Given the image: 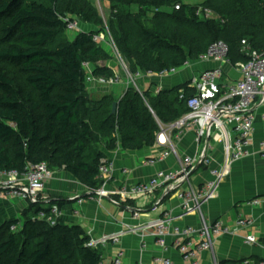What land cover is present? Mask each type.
I'll return each instance as SVG.
<instances>
[{
  "label": "trees",
  "instance_id": "1",
  "mask_svg": "<svg viewBox=\"0 0 264 264\" xmlns=\"http://www.w3.org/2000/svg\"><path fill=\"white\" fill-rule=\"evenodd\" d=\"M107 1L104 22L92 0H0V173L45 162L93 191L101 185L96 176L106 158L102 148L153 146L158 122L171 123L187 111L186 99L194 93L189 81L157 93L128 86L118 100L111 93L89 95L84 64L94 77L115 75L98 65L108 62V52L93 36L105 27L131 73L181 68L217 40L227 44L233 64L247 61L242 40L264 51V0ZM73 18L94 28L69 40L66 25ZM40 208L29 205L25 213L31 216L21 224L0 218V264H101L100 246H89L79 225L32 219Z\"/></svg>",
  "mask_w": 264,
  "mask_h": 264
},
{
  "label": "built area",
  "instance_id": "2",
  "mask_svg": "<svg viewBox=\"0 0 264 264\" xmlns=\"http://www.w3.org/2000/svg\"><path fill=\"white\" fill-rule=\"evenodd\" d=\"M99 2V0H96ZM175 9L179 5L174 6ZM206 17H211V11L204 9ZM81 23L75 18L68 20L67 32H77ZM96 43L109 42L115 48L107 27L99 34L93 36ZM243 50L247 55V61L232 63L229 59V50L225 42L221 40L210 44L207 51L201 54L196 61L214 62L217 66L198 71L189 80V86L194 93L187 97V111L175 121L168 124L158 122L159 132L157 141L168 145L159 154L147 158L146 165H154L173 157L174 166L167 169L154 171L147 179L132 183H122L117 189L107 191L104 186L111 174L112 163L102 159L98 166L96 179L101 182L100 187L92 192L98 196L108 197L119 206L129 201L152 197L157 191H175L181 201L182 214L196 213L199 216V225L175 224L172 222L170 212L150 222L143 228L150 231L154 242L162 248H166L167 236L172 238V245L176 248L184 264H198L199 255L202 252L213 254L214 240L223 234H237L243 228L253 225L251 219L240 217L235 221L234 227L221 225L218 222L209 224L205 221L202 207L216 194L222 180H224L232 165L244 158L258 155L264 158V137L257 141L256 149L251 147L254 143L256 117L264 122V51L250 48L245 40L241 41ZM191 60L182 67H187ZM233 68L238 77L230 79L225 75L223 65ZM123 77L114 75L110 78L95 77L91 74L88 64H84L87 73V82L96 81L104 86H114L122 82L126 87L133 86L138 90L136 80L140 73H131L123 62ZM181 67V68H182ZM180 68H171L159 73V76H167L176 73ZM149 74V73H148ZM160 89H157V93ZM180 93L182 91L180 90ZM180 98L183 95L180 94ZM263 111L257 115V109ZM193 129L194 141L201 146L198 156L181 155L173 145V135L179 137L186 130ZM210 140H213L211 143ZM220 144L222 148L221 162L212 167L210 151ZM203 166L210 179L201 186H195L190 181V174L194 167ZM123 172H126L124 169ZM53 176L45 162H30L23 170H9L0 173V198L5 200L19 199L29 205L41 206L32 219L42 220L48 224H55L61 218V208L57 203L51 202L44 193L45 185ZM261 198H255L251 202L259 204ZM137 216V213L134 214ZM20 224L11 225L10 230L16 231ZM118 235L102 236L99 239H90L89 246L97 247L116 240ZM246 243H254L255 236L251 233L244 237ZM123 253L114 256L110 264H121ZM151 264H173L168 257L156 256ZM212 264H219L213 257ZM242 264H264V261L251 262L245 259Z\"/></svg>",
  "mask_w": 264,
  "mask_h": 264
},
{
  "label": "crops",
  "instance_id": "3",
  "mask_svg": "<svg viewBox=\"0 0 264 264\" xmlns=\"http://www.w3.org/2000/svg\"><path fill=\"white\" fill-rule=\"evenodd\" d=\"M181 2L184 3L183 0ZM100 6L109 14V1L102 0ZM108 14L105 15L103 10L102 14L100 13L103 19L107 18ZM86 26L88 30L94 28L92 25L86 24ZM73 38L74 36L71 39ZM106 65L112 68L115 75L123 77L116 63L106 62ZM217 65L214 62L191 60L187 67H182L171 75L142 74L136 80V85L141 92L150 90L155 93L157 89H171L188 82L198 71ZM222 68L228 78L238 77V73L230 66L224 64ZM126 88L124 82L114 86H104L95 81L86 84V89L93 98L111 93L115 100H118ZM262 111V108L257 109V115ZM173 136L172 142L179 154L199 155L201 146L194 141L193 129L186 130L179 137ZM263 137L264 122L257 116L253 135L254 143L251 147L253 150L256 149L257 141ZM210 142L212 143L213 140ZM167 146L161 141H156L155 145L136 151L102 148L105 159L112 163L111 174L104 188L111 192L122 183L144 180L158 169L173 167L175 162L171 156L152 166L144 163L147 158L159 154ZM210 155L212 167L217 166L222 159L221 145L214 146ZM124 169L126 172H123ZM209 179L210 174L203 166L194 167L190 174V181L195 186H201ZM44 193L50 201L64 199L65 204L60 207L62 211L60 220L66 224L79 225L90 239L118 235L116 240L100 245L101 264H110L112 258L119 252L123 253L121 264H151L156 256L168 257L173 264H184L178 251L172 245L170 236L165 238L166 248L164 249L154 242L150 231L143 227L166 211L170 212L172 222L175 224L198 226L200 221L196 213L182 214L181 201L176 192L172 190H159L150 198L131 200L117 206L110 198L94 194L71 174L64 171H53L52 178L45 185ZM255 198H261L259 204L251 202ZM28 209L29 206L19 199L0 198L1 219H19L21 224L26 216H31V211L25 213ZM135 213L137 216H134ZM202 213L209 224L218 222L233 228L237 219L247 217L252 220L253 225L248 229L239 230L237 234H223L216 238L213 244V254L202 252L199 255L198 264H212L213 257L219 261V264H242L245 259L251 260L252 263L264 260V158L253 155L235 162L228 176L220 183L217 194L203 205ZM249 233L255 236L254 243L244 241V237Z\"/></svg>",
  "mask_w": 264,
  "mask_h": 264
},
{
  "label": "rangeland",
  "instance_id": "4",
  "mask_svg": "<svg viewBox=\"0 0 264 264\" xmlns=\"http://www.w3.org/2000/svg\"><path fill=\"white\" fill-rule=\"evenodd\" d=\"M92 1H94V3L96 4V7H97V9H98V11H99V13H101L102 14V10H103V12H104V14L105 15H107L108 13H107V11L106 10H104V8H102L101 9V6H100V4H102V0H99V2L97 3V1L96 0H92ZM202 0H183V2H184V4H191V5H193V4H198V3H200ZM104 20V22H105V20H106V18L105 19H103ZM86 30H88V26H86L85 24H82L81 23V25H80V29H79V31H77V32H66V36H67V38L69 39V40H71V38L74 36L75 37V35L78 33V32H80V31H86ZM107 52H108V62H114V63H116V65L119 67V69L121 70V71H123L124 69H123V62L125 63V65L127 66V69L129 70V68H128V65H127V63L124 61V59L121 57V55L119 54V53H117L116 51H115V49H114V47L112 46V44L110 43V41L109 42H102L101 44H100ZM142 75V73H140V76ZM139 76V77H140ZM95 78V77H94ZM95 81V80H94ZM94 81H92V82H94ZM96 82V81H95ZM97 83V82H96Z\"/></svg>",
  "mask_w": 264,
  "mask_h": 264
},
{
  "label": "water",
  "instance_id": "5",
  "mask_svg": "<svg viewBox=\"0 0 264 264\" xmlns=\"http://www.w3.org/2000/svg\"><path fill=\"white\" fill-rule=\"evenodd\" d=\"M98 65L101 67H104V66H106V61L102 60V61L98 62ZM116 110H117V101H114L112 103V106H111V114H115Z\"/></svg>",
  "mask_w": 264,
  "mask_h": 264
}]
</instances>
